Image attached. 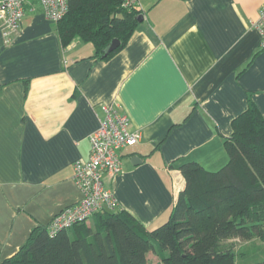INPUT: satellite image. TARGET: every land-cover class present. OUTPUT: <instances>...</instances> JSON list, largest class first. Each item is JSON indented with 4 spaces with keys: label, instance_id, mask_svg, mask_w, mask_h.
<instances>
[{
    "label": "crops",
    "instance_id": "crops-1",
    "mask_svg": "<svg viewBox=\"0 0 264 264\" xmlns=\"http://www.w3.org/2000/svg\"><path fill=\"white\" fill-rule=\"evenodd\" d=\"M138 4L142 20L104 60L79 39L62 48L56 23L35 5L8 44L0 33V262L80 198L73 164L89 155L101 105L141 133L120 150L122 171L106 184L114 211L148 230L169 218L184 188L180 164L218 170L249 101L264 118V48L254 26L264 0Z\"/></svg>",
    "mask_w": 264,
    "mask_h": 264
},
{
    "label": "trees",
    "instance_id": "trees-1",
    "mask_svg": "<svg viewBox=\"0 0 264 264\" xmlns=\"http://www.w3.org/2000/svg\"><path fill=\"white\" fill-rule=\"evenodd\" d=\"M140 13L138 3L125 8L122 0H68L56 22L60 44L65 48L79 39L93 45L94 57L107 59L128 41ZM113 38L120 43L105 55ZM224 147L228 161L218 170L196 161L179 165L184 188L155 229L114 207L95 213L92 225L85 220L53 235L36 226L0 264H152L149 252L159 264H235V252L222 247L223 240H264V118L252 101L232 121Z\"/></svg>",
    "mask_w": 264,
    "mask_h": 264
},
{
    "label": "built area",
    "instance_id": "built-area-1",
    "mask_svg": "<svg viewBox=\"0 0 264 264\" xmlns=\"http://www.w3.org/2000/svg\"><path fill=\"white\" fill-rule=\"evenodd\" d=\"M33 2L39 4L44 16L53 22L60 20L68 10V0H0V33L8 44L13 33L20 27L25 8ZM137 0H122V6L130 8ZM264 48V4L254 23ZM103 117L95 131L89 135L90 151L86 160L73 164V181L80 192L74 204L65 207L51 220L48 231L51 235L83 222L99 211L113 210L116 199L106 184L107 177L122 171L120 150L138 142L139 131H130L129 119L109 105H101Z\"/></svg>",
    "mask_w": 264,
    "mask_h": 264
},
{
    "label": "rangeland",
    "instance_id": "rangeland-1",
    "mask_svg": "<svg viewBox=\"0 0 264 264\" xmlns=\"http://www.w3.org/2000/svg\"><path fill=\"white\" fill-rule=\"evenodd\" d=\"M31 5L38 6V9L40 8L39 4L36 2H33ZM27 10L28 7L25 8V12ZM221 243L223 245L222 247L226 246L234 250L235 264H255L256 262L264 260V241L257 239V237L247 240L234 237L223 240ZM158 259L156 258V256L151 257V261L154 264H156Z\"/></svg>",
    "mask_w": 264,
    "mask_h": 264
},
{
    "label": "water",
    "instance_id": "water-1",
    "mask_svg": "<svg viewBox=\"0 0 264 264\" xmlns=\"http://www.w3.org/2000/svg\"><path fill=\"white\" fill-rule=\"evenodd\" d=\"M138 21L142 20V15L140 14L139 17L137 18ZM120 41L117 38H113L105 47L104 49V54L106 55L107 53L113 51L114 49L117 48V46L119 45ZM138 160V157H134Z\"/></svg>",
    "mask_w": 264,
    "mask_h": 264
}]
</instances>
